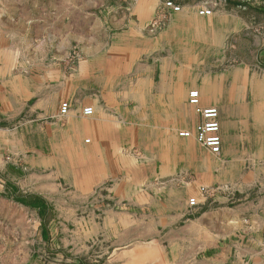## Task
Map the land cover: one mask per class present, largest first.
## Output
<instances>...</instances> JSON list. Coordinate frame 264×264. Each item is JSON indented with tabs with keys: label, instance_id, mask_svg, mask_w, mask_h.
I'll use <instances>...</instances> for the list:
<instances>
[{
	"label": "crops",
	"instance_id": "obj_1",
	"mask_svg": "<svg viewBox=\"0 0 264 264\" xmlns=\"http://www.w3.org/2000/svg\"><path fill=\"white\" fill-rule=\"evenodd\" d=\"M18 1L20 7L26 9V16L12 15L11 0H0V208H7V211H11V208L26 211L34 209L39 213L44 195L53 187L47 175L2 176L3 170L7 169L9 172L13 167L29 171L33 168L31 159L18 149L13 152L15 158L12 162L4 161L5 156L8 160L11 154V121L23 113L24 106L28 103L35 104L34 109L39 110V114L34 109H31V112L38 114L42 119L49 117L45 104L51 97V88H55L56 100L73 97L75 92L66 95L65 87L76 91L80 88L88 89L90 95L87 104L93 110V121H100V116H103L104 125L109 126L108 132L96 128L89 132L94 141V149L100 148L99 150L104 152H127L135 149L144 154L149 153L144 158L146 161L141 162V166L150 167L152 172L146 179L139 177L142 183L157 184L161 180L169 179L168 182L171 180V184H175L181 182L177 180V176H187L189 172L196 178H187L197 185L198 189L202 187L198 183L205 182L201 177L214 176L215 170L208 165V154L198 149L191 138L177 136L178 131L193 130L199 121L192 107L187 104V94L191 90L199 92L202 107H215L218 110L221 153L224 144L227 147L230 140L236 139V120L242 118L237 114H241L242 110L246 123L254 126L256 121L261 120L264 127V90L262 94L258 77L254 75V78L249 80L251 70L264 73V0L248 6L254 15L261 14L262 34H242V37L239 30L245 24L238 18L225 22L223 19L228 18L218 13L213 12L211 17H200L195 12L196 4L197 8L201 7L202 1L205 3L202 5L213 10L217 5L216 1L224 0H171L175 5L182 7L181 13L164 10V0L157 2V7L148 5L147 11L142 0H123L121 8L125 11L122 20L117 22L114 16H111L114 20L110 17L112 27L118 28L117 24L122 23L123 26L120 27L125 29L113 37L115 43L100 44L92 35L93 37L89 38V47L82 46L79 50L82 65L87 63V80L80 78V64L77 78L68 80L63 74H59L52 84L50 82L53 81L41 76L33 77L32 72L44 69L43 64H46L49 57L51 60L63 62L71 51L72 44L77 43V37L69 31L63 32L57 38L53 37L46 31L47 22L53 18L61 21L67 18L72 24L80 25L95 17L93 14L80 12L78 6L68 0ZM32 7L38 9L35 11L37 15H32ZM51 8L55 9L54 15L50 14ZM162 15L165 19L164 27H167L152 37L145 35L144 25L154 16L161 20ZM254 15L251 20L256 18ZM251 20L249 25L252 24ZM213 21L220 23V27H212L209 31L208 26ZM229 41L233 43L230 47L233 52L230 53L238 55L241 48H245L252 58V64L237 61V66H224L227 62L225 52ZM142 108L147 112L139 113ZM81 117L79 118L82 119ZM70 118L76 120V115H71ZM115 120H119V127L115 126ZM133 120L152 122L150 126L144 127ZM101 137L108 138L106 140L109 144L98 143ZM181 153L184 154L183 158ZM196 156L199 157L198 161ZM104 160H107L111 167H115L113 162L117 158L109 155L105 156ZM122 179H125L124 175ZM118 183L121 185L126 182ZM120 185L112 187L109 198L117 201L121 211H107V217L103 219L104 238L93 243L100 250L105 247L111 251H104L97 256L99 262L264 264V200L256 204L257 199L247 196L246 202L235 206L232 211L237 218L231 221L221 219L222 226L231 231L229 234L215 235L200 226V235L196 238L192 234V230L198 227L196 224L184 225L176 229V232L172 229L173 225L167 224L165 228L145 223L144 214L138 213L132 215L135 221L129 224L128 215L122 211L125 201H129L127 204L130 208L144 212V209H148L144 199L149 198V194L138 191L123 193ZM32 196L37 202L24 206L28 204L26 200L33 198ZM261 210L263 212H259ZM257 212L262 215L261 221L255 219ZM184 215L183 211L174 217L182 218ZM28 224L31 228L30 219ZM39 227L41 230V225L36 223L34 232H37ZM160 229H166L165 237L171 236L173 249L179 248L176 244L178 242L184 244L183 255L173 253L172 256L166 255L158 261L142 260L141 249L160 247ZM180 232H184V235H180ZM209 236L213 238L210 243ZM11 244L10 228L0 229V258L5 257L4 255L11 256ZM22 246L31 247L32 240L24 241ZM197 246L200 250H194L196 253L193 256V248ZM27 256L28 259L31 258ZM196 258L198 261H195ZM55 260L59 264L63 263L62 257Z\"/></svg>",
	"mask_w": 264,
	"mask_h": 264
},
{
	"label": "rangeland",
	"instance_id": "obj_2",
	"mask_svg": "<svg viewBox=\"0 0 264 264\" xmlns=\"http://www.w3.org/2000/svg\"><path fill=\"white\" fill-rule=\"evenodd\" d=\"M68 1L78 6L80 12L93 14L95 18L89 19L80 25L77 23L72 24L67 18L62 21L53 18V20L47 22L46 31L49 35L57 38L63 32L69 31L71 35L77 37V43L72 44V49L63 62L51 60L49 57L46 64H43L44 69L32 72L33 77L41 76L48 81H53L50 82L51 84L58 79L59 74H63L65 79L68 80L77 78L80 64V78L87 80V63L82 65L80 48L82 46L89 47V42H91L89 38L92 35L100 44L115 43L113 37L125 30L120 27L123 26L122 23L117 24L118 28H114L110 24L111 16H114L118 20L117 22L122 20L125 11L121 8V1L123 0ZM142 1L146 5L144 7L146 11L148 5L152 4L157 7L159 4L154 0ZM260 1H216L217 5L213 10L202 5L205 4L202 1L201 7L197 8L196 4L195 12L198 15V11L210 9L211 14L206 17H211L215 12L226 16L228 19H223L225 22H230L232 18H238L240 22L242 21L245 24L239 30L240 37H242V34L249 33L258 35L263 32V28H260L262 27L261 14L259 16L254 15L248 6ZM19 4L18 0L16 2L11 0V14L26 16V13H24L26 9L21 8ZM180 8L181 11L178 13L182 12V7ZM50 10V14L54 15L55 9L51 8ZM35 11H38V9L32 7L33 16L38 14ZM27 15L29 14L27 13ZM253 15L256 18L251 20ZM155 20H157L156 16L144 25L143 33L145 35L152 37L167 27V25L164 27L165 19L163 17L164 21L160 29L155 32L151 31V25ZM250 20L252 21L251 25L248 24ZM212 27H220V23L217 21L210 22L208 30L211 31ZM232 45L233 43L229 41L225 52L227 62L224 63V66H237V61L252 64V58L245 48H241L238 55L230 53L233 52V49L230 48ZM254 75L261 82V93L263 94L264 73L263 71L251 70L249 80L253 79ZM49 90L51 97L45 104L49 117L40 118L38 116L39 110L34 109L35 104L28 103L24 106L23 113L11 121V154L8 156V160L5 156L4 161L12 162L15 158L13 152L18 149L22 150L31 159L33 168L29 171L13 167L9 169V172L7 169L3 170L2 176L6 177L8 174L10 176L30 174L33 177L47 175L48 181L53 184V187L49 188L46 195H44L45 198L41 202L42 210L39 213L34 209L26 211L11 208V211H7V208H0V229L10 228L12 243L11 256L4 255L5 257L0 258V264H59L55 260L57 257L63 258L61 264H103L97 260V256H100L104 251L109 252L110 249L102 247L100 250L93 243L102 241L104 238V231H102L103 219L105 216L107 217V211L113 210L114 213L121 211L117 201L109 198L111 196L110 190L117 184L120 185L118 183L120 181L126 182L120 185L123 193L138 191L149 194V198L144 199V203L148 205V209H144V212L130 208L131 206L127 204L129 201H125L122 211L128 215L127 222L129 224L135 221L134 218L132 219V215L135 213H138V215L144 214L143 221L148 224L160 225L165 228L167 224L173 225L172 229L176 232V229L184 225L196 224L198 227L192 230V234L196 238L200 235V226L207 228L210 233L215 235L229 234L231 231L226 226H222L221 219L231 221L237 218L232 211L235 206L244 204L248 199L247 196L251 199H257L256 204L264 200V127L261 120L256 121L254 126L251 123H246L243 118V110L241 114H237L242 118L236 120V139L230 140L227 147L224 144L220 155L210 154L191 137L197 144L198 149L208 154V165L216 171L213 173L214 178L207 175L204 177L199 176L198 178L201 177L205 182H199L198 185L202 187L197 189L198 186L192 184L191 180L187 178L190 176L195 177L194 174L189 172L187 176L185 174L177 176V180L181 182L175 184H171V180L168 182L169 179L161 180L157 184L142 183L139 177L146 179L152 172L150 167L141 166L143 165L141 162L146 161L144 158L149 153L144 154L135 151V149L127 152H104L99 150L100 148L94 149V141L89 132L95 128L108 132L109 126L104 125L103 116H100V121H93V115L89 118L83 116L82 110L85 107H90L87 104L90 95L88 89L80 88L76 91L71 87H65L66 95L73 92L75 94L72 95L71 99L57 100L55 88ZM63 102L69 104L70 110L66 116L59 117V106ZM31 109H34L38 114L31 112ZM143 112L147 111H143L142 108L139 113ZM52 113L55 114L52 116ZM74 114L76 120L70 118ZM135 122L147 127L150 126L149 124L152 121ZM115 123L116 127L120 126L118 124L119 120H115ZM112 125L114 126V124ZM194 128L191 132L194 131ZM179 132L181 131L177 132V136ZM104 139L101 137V141H98V143L102 145L109 144V141ZM188 154L189 151L186 156ZM109 155L117 158L113 162L115 167H111L110 163L104 160L105 156ZM183 156L184 154H182V158ZM196 158L198 161L199 157L196 156ZM121 169L122 172H120ZM123 175L125 179H122ZM33 188H35L34 184ZM32 197L26 200L28 204L23 205L27 206L30 202H37L34 196ZM216 197L218 198L213 200ZM191 198L195 199V206L188 205ZM199 200H203V202H199ZM183 211L185 215L182 218L174 217L181 212L183 213ZM259 212L255 213V219L261 221L262 215ZM29 219L31 220V228L28 226ZM36 223L41 225V230L39 227L38 231L34 232ZM160 234V247L156 248L154 246L141 249L142 260L158 261L165 258L166 255L172 256L173 253L183 255L185 251L183 243H176L179 248L173 249L171 247V236L165 237V234H167L166 229L161 230ZM180 235H184V232H180ZM30 239L32 240L31 247L22 246L24 241ZM208 239L210 243L213 238L209 236ZM192 246H194V242ZM186 247H188L187 244ZM201 249H203V246H201ZM194 250L199 251L200 248L198 246L195 249L193 248V256L196 253ZM29 251L30 253H28ZM27 255L31 258L28 259ZM95 260L97 262H94ZM195 261H198V259L196 258Z\"/></svg>",
	"mask_w": 264,
	"mask_h": 264
},
{
	"label": "built area",
	"instance_id": "obj_3",
	"mask_svg": "<svg viewBox=\"0 0 264 264\" xmlns=\"http://www.w3.org/2000/svg\"><path fill=\"white\" fill-rule=\"evenodd\" d=\"M160 2L162 0H154ZM162 8L164 10L171 11L172 13H178L181 11L180 6L175 5L170 0L162 1ZM211 14L210 9H202L198 11L199 16H209ZM161 20L157 19L153 21L151 31L160 29L163 25V15ZM187 103L194 110V113L199 117L198 123L195 125L194 131H181L178 136L181 138L193 137L196 142L210 154L218 156L221 153L222 141L220 137V125L218 121V110L215 107H202L199 100V92L197 90L189 91L187 95ZM69 112V104L63 102L59 106V117H64ZM83 116L89 117L93 114V110L90 107H86L82 110ZM189 206H195L196 201L194 198L189 199Z\"/></svg>",
	"mask_w": 264,
	"mask_h": 264
},
{
	"label": "trees",
	"instance_id": "obj_4",
	"mask_svg": "<svg viewBox=\"0 0 264 264\" xmlns=\"http://www.w3.org/2000/svg\"><path fill=\"white\" fill-rule=\"evenodd\" d=\"M42 210V209H41Z\"/></svg>",
	"mask_w": 264,
	"mask_h": 264
}]
</instances>
